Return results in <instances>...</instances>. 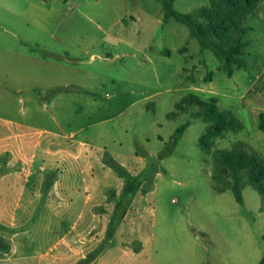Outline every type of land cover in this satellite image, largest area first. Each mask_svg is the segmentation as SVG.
I'll list each match as a JSON object with an SVG mask.
<instances>
[{
  "label": "rangeland",
  "instance_id": "obj_1",
  "mask_svg": "<svg viewBox=\"0 0 264 264\" xmlns=\"http://www.w3.org/2000/svg\"><path fill=\"white\" fill-rule=\"evenodd\" d=\"M218 1L0 0V113L25 115L28 99L36 96L39 108L31 121L37 126L58 130L57 121L69 133L81 129L78 137L107 149L127 173L133 160L143 162L148 180L131 213L141 206L134 199L152 189L145 199L154 208L147 228L152 264L264 259V198L250 184L243 187V205L230 190L218 193L213 158L215 150H230L236 142L264 158V132L258 129L264 113V0L244 21L250 29L243 37L248 67L235 68L232 77L166 8L168 3L178 14L193 15ZM190 94L214 99L243 129L204 150L200 142L210 124L191 116L199 107L168 117Z\"/></svg>",
  "mask_w": 264,
  "mask_h": 264
},
{
  "label": "crops",
  "instance_id": "obj_2",
  "mask_svg": "<svg viewBox=\"0 0 264 264\" xmlns=\"http://www.w3.org/2000/svg\"><path fill=\"white\" fill-rule=\"evenodd\" d=\"M28 102L18 118L0 113V264H152L154 208L145 206L152 189L144 199L136 195L141 206L131 213L135 196L126 192L122 164L78 137L81 129L37 126L31 120L40 101ZM144 167L133 160L128 174L139 177Z\"/></svg>",
  "mask_w": 264,
  "mask_h": 264
},
{
  "label": "trees",
  "instance_id": "obj_3",
  "mask_svg": "<svg viewBox=\"0 0 264 264\" xmlns=\"http://www.w3.org/2000/svg\"><path fill=\"white\" fill-rule=\"evenodd\" d=\"M257 7L258 0H219L210 7L197 9L193 15H182L175 12L171 4L166 3L170 14L188 27L200 47L212 51L224 62V72L229 77L233 76L235 68L248 67L244 59L246 43L243 37L250 29L244 25V21ZM208 78L206 82L212 81ZM192 107H199L192 113L193 118L210 124L209 131L200 142L208 152L214 146L213 140L223 138L228 132L237 133L243 129V123L232 112L221 111L214 99L205 101L196 94L183 98L176 104L177 112L170 113L168 117L175 119L179 113L188 114ZM188 126L189 123H185L178 128L174 135L175 142ZM258 129L264 132V113L259 115ZM213 158L215 189L218 193L230 190L236 201L243 205V187L250 184L264 198V158L254 150L249 149L243 142H236L230 150H215ZM118 169L126 180V192L136 197L139 187L148 179L143 175L132 177L119 166ZM227 178L229 180L222 185ZM0 245H5L1 238ZM259 264H264V259Z\"/></svg>",
  "mask_w": 264,
  "mask_h": 264
}]
</instances>
